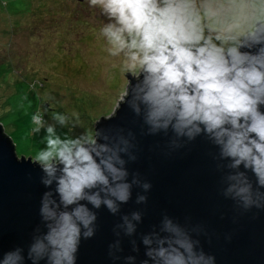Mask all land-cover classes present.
I'll use <instances>...</instances> for the list:
<instances>
[{
	"label": "clouds",
	"instance_id": "1",
	"mask_svg": "<svg viewBox=\"0 0 264 264\" xmlns=\"http://www.w3.org/2000/svg\"><path fill=\"white\" fill-rule=\"evenodd\" d=\"M90 4L101 6L108 17L101 33L110 45L109 54H123V71L138 74V94L133 98L144 105L152 130L171 125L178 136L187 135L190 140L203 131L220 147L222 157L231 158L229 167L243 164L256 177L258 187H264V46L256 53L241 52L237 36L242 33H220L215 40L221 43L213 42L212 36L204 35L198 14L189 11L190 5L183 0H162V5L158 0H90ZM229 40L233 43L225 47ZM135 110L140 111L139 107ZM53 118L66 123V117L58 113ZM32 120L33 133L39 132L43 115L37 113ZM46 133L45 147L32 163L40 165L48 177L41 181L46 187L56 181L59 202L52 199L51 191L42 194L39 211L44 220L51 221L47 232L29 246L27 257L17 247L2 252L0 264H24L26 259L36 264L44 258L46 247L47 264H76L81 236L89 239L95 234L90 225L97 219L79 202L87 200L96 209L103 203L114 214L117 202L127 203L132 184L137 183L135 177L127 181L124 161L115 152L101 155L110 150H97L92 135L61 139L52 125ZM229 179H238L239 186L231 185L228 192H234L245 206L253 203L246 173L237 172ZM142 186L151 187L147 182ZM92 189L97 190L89 194ZM145 201L146 196L138 198V202ZM70 205L75 207L68 211ZM132 215L136 221L141 219L139 213ZM169 225L171 220L166 219V230ZM170 230L172 236L157 239L156 248L146 252L154 262L208 264L214 260L195 251L178 227ZM133 231L128 223L127 234ZM142 242L150 245L152 240L145 236Z\"/></svg>",
	"mask_w": 264,
	"mask_h": 264
},
{
	"label": "water",
	"instance_id": "2",
	"mask_svg": "<svg viewBox=\"0 0 264 264\" xmlns=\"http://www.w3.org/2000/svg\"><path fill=\"white\" fill-rule=\"evenodd\" d=\"M239 43L241 52L256 53L264 46V23L256 21ZM124 74L126 87L116 97L113 110L95 120L93 139L97 150H110L101 151L103 157L115 152L124 161L127 181L135 177L137 183L132 184L127 203L117 202L114 214L103 203L96 209L87 200L79 202L97 219L90 225L95 234L89 239L81 236L76 264H142L145 260L157 264L146 252L156 248L157 239L172 236L170 229L176 227L195 251L214 257L208 264H264V187H258L256 177L243 164L229 167L231 158L222 157L220 147L203 131L191 140L178 136L171 125L153 131L146 123L144 105L133 98L138 94V74ZM35 158L29 153L18 155L0 123V256L19 247L27 257L29 246L43 237L51 223L39 211L42 194L51 191L52 199L59 202L56 181L49 187L41 182L48 177L40 165L32 163ZM237 172H245L252 184L253 203L248 206L228 192L231 185L239 186L238 179H229ZM144 182L151 185L149 190L143 188ZM140 196H146V201L138 202ZM133 213L141 219L134 220ZM166 219L171 220L168 230ZM128 223L134 226L130 235ZM145 236L152 240L150 245L142 242ZM48 251L46 247L44 258L36 264H47ZM24 264L31 261L26 259Z\"/></svg>",
	"mask_w": 264,
	"mask_h": 264
},
{
	"label": "rangeland",
	"instance_id": "3",
	"mask_svg": "<svg viewBox=\"0 0 264 264\" xmlns=\"http://www.w3.org/2000/svg\"><path fill=\"white\" fill-rule=\"evenodd\" d=\"M183 2L217 44V34L242 33L239 42L256 21L264 23V0ZM107 23L102 7L90 0H0V123L18 155L36 157L49 125L61 139L93 137L95 120L113 110L127 79L123 54L111 56L101 33ZM37 113L44 123L33 133Z\"/></svg>",
	"mask_w": 264,
	"mask_h": 264
}]
</instances>
